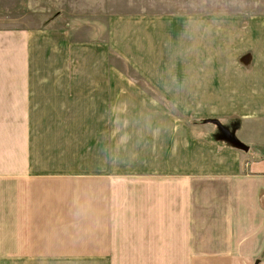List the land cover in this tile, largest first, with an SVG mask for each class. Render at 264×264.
Wrapping results in <instances>:
<instances>
[{
  "label": "crops",
  "instance_id": "crops-1",
  "mask_svg": "<svg viewBox=\"0 0 264 264\" xmlns=\"http://www.w3.org/2000/svg\"><path fill=\"white\" fill-rule=\"evenodd\" d=\"M22 1L16 12L0 4V23L42 26L0 28V264H264V11L139 13L198 38L180 64L153 70L170 73L158 84L103 74L110 48L147 71L153 51H132L150 48L147 19L73 21ZM103 18L95 43L43 26ZM220 102L228 119L206 111ZM218 119L248 150L222 142Z\"/></svg>",
  "mask_w": 264,
  "mask_h": 264
},
{
  "label": "rangeland",
  "instance_id": "rangeland-1",
  "mask_svg": "<svg viewBox=\"0 0 264 264\" xmlns=\"http://www.w3.org/2000/svg\"><path fill=\"white\" fill-rule=\"evenodd\" d=\"M36 2V0H34ZM91 1V2H90ZM35 2H30L29 5L25 6V9L28 8V15L30 17L37 16V9L40 10V7L37 8L35 5ZM97 2H101L103 4V7H95V4ZM21 3H25V1L22 0H0V4H3V10L6 9V12L9 11V9H12V12L20 11L19 5ZM39 4L42 5L46 12V14H57L58 11H62V14L64 12L70 13L72 17L69 16V19H72L73 21H79L83 20L85 18H78L75 17L77 15H81L84 12H87V14L92 15L95 12H100L101 14L108 13V15L112 13H120V14H128V15H136L137 17L135 20L138 22V18L141 20H148V23L144 22V27L146 31L148 32V37H150V48H146V43L144 42V38L141 37L142 41L144 42L145 47H132V51H143V53L139 54L143 57H150L151 51H153V55L150 58L151 64L147 65V71L140 73L138 71H135L133 67L129 66V64L123 62L125 64H122V62L114 55L112 52V49L110 48L109 52V58L106 61V67H107V73L103 72V74L107 75V78L109 81L112 80H152L156 83L164 84L165 81H167L170 77V73L165 72V69H163V66L160 67L161 71H153L155 70L159 65H164L170 67L172 64H180L182 61V57L178 55V51H188L193 48L197 44V37L194 35H190L188 40H183L184 36V29L186 26L180 25L178 29L173 28L174 24H169L168 22L164 21L163 16H150V17H142L138 15L139 13L145 14V13H164V12H171V11H186V12H235L238 14H249V15H255V13L261 14L264 11V0H39ZM84 6V7H83ZM262 11V12H261ZM260 14V15H261ZM68 16V15H66ZM75 17V18H74ZM133 17L132 19H134ZM50 17L46 18L49 19ZM67 18L68 17H64ZM153 18V19H152ZM31 19V18H30ZM35 19V18H33ZM104 18L102 23L103 24H79V23H54L50 22L48 25H43L44 28H56L60 29L62 31H67L69 34H76L77 39H87L90 38L93 40V42H98L99 38L103 33L105 32V25H104ZM141 23H138V26H141ZM123 25V24H122ZM227 25V24H223ZM42 25H39L35 22H30L29 24H8V23H0V28H31L36 29ZM110 26V25H109ZM189 27H192L191 24L187 25ZM197 26V25H196ZM236 26V25H235ZM112 27V25H111ZM110 27V29H111ZM235 27H233L231 30H234ZM80 30L77 32V30ZM241 28L238 27V33L243 34L244 32H239ZM102 32V34H101ZM160 32V34H159ZM223 33V30H222ZM168 36L167 39L170 40V44L163 48L156 47V41L160 42V40L163 38V35ZM208 36V35H207ZM172 37V39H171ZM226 38V37H225ZM242 37H240L241 39ZM103 40L104 38H100V40ZM232 41L233 44H235V38L231 37L228 38V42ZM226 41V44H227ZM100 42V41H99ZM239 42V41H238ZM244 40H241V43H243ZM188 47V48H187ZM160 49V50H159ZM167 51V54L165 56L167 57L166 60L161 61L159 56L155 55L154 51ZM100 51H97V58L99 57ZM162 55V54H161ZM246 57L245 55L242 57ZM161 62H164L163 64ZM76 63V61H74ZM128 65V66H127ZM53 74V73H51ZM51 74L46 73V78H52ZM178 74V73H177ZM202 74L201 79L204 82H207L208 80L213 79V73H210L209 71H205ZM173 75H176V73L173 72ZM172 76V75H171ZM106 77V76H105ZM104 77V78H105ZM180 75L178 74L174 80H180ZM140 84V83H138ZM157 105V118L158 119H168V116H165L163 113L165 112V108L162 105V102L160 100L156 102H152L151 106L155 107ZM228 102H220L219 104H206L205 108L206 111H209L210 114L213 113H225L221 120L228 119V116L230 114H227L229 112L228 110ZM180 104L172 105V112L174 117L171 119H178L180 120V117L182 116L180 114ZM154 111V110H151ZM177 116V117H176ZM207 118V117H206ZM219 120V119H218ZM151 121H141L144 122L146 125ZM221 122V121H220ZM222 124L225 125V122L222 121ZM225 127V126H224ZM228 131H234L238 129L237 127H234L230 129L229 127H225ZM217 130L220 132L219 127L217 126ZM236 134V133H235ZM222 135V134H221ZM223 138V139H222ZM220 138L222 142H224L226 145L227 143L230 145H233L228 138H226L224 135ZM237 138V136H236ZM241 141V140H240ZM221 142V141H220ZM223 143V146L225 144ZM259 264V263H256Z\"/></svg>",
  "mask_w": 264,
  "mask_h": 264
},
{
  "label": "water",
  "instance_id": "water-1",
  "mask_svg": "<svg viewBox=\"0 0 264 264\" xmlns=\"http://www.w3.org/2000/svg\"><path fill=\"white\" fill-rule=\"evenodd\" d=\"M219 128L221 129V131L223 132L225 137L228 138V140L233 145L237 146L238 148H240L242 150H248V146L245 143H243L242 141H240L238 138H236V136L234 135L233 132H230V131L226 130L221 125H219Z\"/></svg>",
  "mask_w": 264,
  "mask_h": 264
},
{
  "label": "trees",
  "instance_id": "trees-1",
  "mask_svg": "<svg viewBox=\"0 0 264 264\" xmlns=\"http://www.w3.org/2000/svg\"><path fill=\"white\" fill-rule=\"evenodd\" d=\"M211 121L214 122L217 126L221 125L222 127H224L223 124L219 120H211Z\"/></svg>",
  "mask_w": 264,
  "mask_h": 264
}]
</instances>
